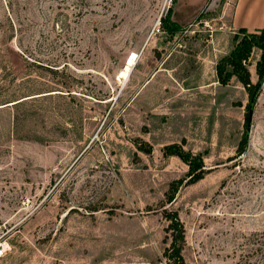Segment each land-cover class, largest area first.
I'll use <instances>...</instances> for the list:
<instances>
[{"label": "rangeland", "instance_id": "1", "mask_svg": "<svg viewBox=\"0 0 264 264\" xmlns=\"http://www.w3.org/2000/svg\"><path fill=\"white\" fill-rule=\"evenodd\" d=\"M207 3L178 0L196 15L170 35L173 0H0V264H169L164 208L187 264H264V82L236 154L247 94L214 67L233 0ZM182 137L193 182L162 150Z\"/></svg>", "mask_w": 264, "mask_h": 264}, {"label": "trees", "instance_id": "2", "mask_svg": "<svg viewBox=\"0 0 264 264\" xmlns=\"http://www.w3.org/2000/svg\"><path fill=\"white\" fill-rule=\"evenodd\" d=\"M175 0H173V3ZM172 6L167 8L165 15L160 16L161 25L170 35L176 33L183 28V25L172 19ZM201 11L196 17L201 15ZM233 45L231 49L220 56L215 63L216 80L220 84H227L231 78L235 76L243 85L247 98L244 104V121L242 135L236 147V154L245 151L249 140V128L252 120V114L257 97L261 91L264 82V25L257 30L250 31L244 26H240L232 36ZM254 48L260 49L259 58L256 60L255 70L257 78L255 81L251 79L250 70L248 68L249 58ZM239 103V102H237ZM185 138L182 137L181 142H169L163 145V153L174 154L180 157L187 165V182H193L201 178L206 171L204 159L201 152L193 153L189 149L183 147ZM137 146L145 151L152 149L151 144L147 140H140ZM181 179L171 182L166 192L167 201H172ZM164 215L168 217V229L171 234V240L164 250V254L169 264H187L182 248L185 242V227L176 210H168L164 208Z\"/></svg>", "mask_w": 264, "mask_h": 264}, {"label": "crops", "instance_id": "3", "mask_svg": "<svg viewBox=\"0 0 264 264\" xmlns=\"http://www.w3.org/2000/svg\"><path fill=\"white\" fill-rule=\"evenodd\" d=\"M177 5H178V0H175L172 6L171 17L173 20L177 21L178 23L184 26L195 19L196 14L195 15L192 14L190 16L176 15L175 7ZM204 7L208 8L207 0H204ZM223 13L224 10H222V14ZM227 20L228 21L226 24L229 30H228V34H226L227 35L226 40H228V47L225 51L222 52V54L227 53L231 49L233 45V39H232L233 33L240 26H244L248 30L254 31L264 25V0H233V3L231 5V11L229 13V16L227 17ZM259 55H260V49L254 48L249 58L248 68L250 70L251 79L253 81H255L257 78L255 64H256V60L259 58ZM215 63L216 61L214 62V64ZM233 79L237 80L235 76L231 78V80Z\"/></svg>", "mask_w": 264, "mask_h": 264}, {"label": "bare ground", "instance_id": "4", "mask_svg": "<svg viewBox=\"0 0 264 264\" xmlns=\"http://www.w3.org/2000/svg\"><path fill=\"white\" fill-rule=\"evenodd\" d=\"M127 61H128V62L126 63V65H125V67L122 69V71L120 72V76H119L120 78L123 77V79L126 78V77L128 76L129 71H130L132 65L135 63V58L130 57V58H128ZM120 80H121V79H120ZM119 82H120V81H119Z\"/></svg>", "mask_w": 264, "mask_h": 264}, {"label": "built area", "instance_id": "5", "mask_svg": "<svg viewBox=\"0 0 264 264\" xmlns=\"http://www.w3.org/2000/svg\"><path fill=\"white\" fill-rule=\"evenodd\" d=\"M155 30H156V31H161V30H160V26H159V25L155 26ZM2 251H3L2 248H0V253H2Z\"/></svg>", "mask_w": 264, "mask_h": 264}]
</instances>
